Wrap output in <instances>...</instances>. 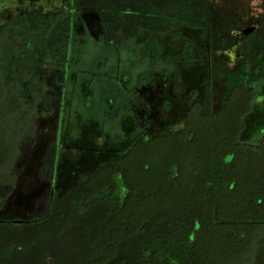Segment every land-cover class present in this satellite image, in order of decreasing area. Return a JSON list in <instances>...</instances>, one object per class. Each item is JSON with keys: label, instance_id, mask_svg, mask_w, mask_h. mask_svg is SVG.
<instances>
[{"label": "trees", "instance_id": "trees-1", "mask_svg": "<svg viewBox=\"0 0 264 264\" xmlns=\"http://www.w3.org/2000/svg\"><path fill=\"white\" fill-rule=\"evenodd\" d=\"M217 1L62 0L54 12L30 6L0 25V213L34 146L38 120L51 114L53 98L38 71L44 63L69 69L76 14L95 13L108 46L140 36L150 62L164 54L190 60L189 33H205L208 52L223 47L228 58L235 42L218 31ZM242 58L217 111L206 86L200 101L189 100L187 116L195 122L183 118L148 138L168 149L165 164L141 152L151 146L140 144L144 130L103 153L105 160L63 193L49 191L37 215L1 218L0 264H264V79L254 90L261 106L254 97L233 98L239 88L253 90L255 71L264 72V45ZM66 69L57 71V84H65ZM174 85L182 95L178 77ZM61 148H46L41 176L52 183ZM85 149L65 153L74 162Z\"/></svg>", "mask_w": 264, "mask_h": 264}, {"label": "rangeland", "instance_id": "rangeland-1", "mask_svg": "<svg viewBox=\"0 0 264 264\" xmlns=\"http://www.w3.org/2000/svg\"><path fill=\"white\" fill-rule=\"evenodd\" d=\"M61 2L0 0V25L8 23L30 6L54 12ZM260 3V0H218L213 12L218 31L230 43L237 42L239 50L233 48L228 58L223 55V47L210 53L205 46V33L199 37L189 33L193 55L188 61L172 59L164 54L158 61L150 62L140 36L108 46L101 39L97 15L89 11L76 14L68 45L69 69L61 65L55 70L51 64L44 63L38 71L43 76L45 89L53 98L51 114L38 120L34 146L23 162L22 173L0 213V219L37 215L49 191L58 195L63 193L75 178L86 177L105 160L107 156L103 153L122 149L144 130L146 139L140 144L151 146L143 147L141 152L144 151L151 161L162 162L163 159L165 164L168 149L160 150L161 146L152 145V141L147 143L148 138L165 134L170 125H177L183 118L195 122L193 116H187L189 100L200 101L206 86L212 95L213 111L221 107L236 83L232 68L242 57L253 55L260 45H264V13ZM249 18L255 24L245 26ZM250 26L257 31L247 37L229 35L231 29L240 32ZM250 61L252 56L248 65ZM65 69V84L59 85L56 73ZM176 77L185 86L182 95L174 93ZM253 79L250 84L253 90L244 92L239 88L233 93V98L244 101L249 96L254 97L252 104L261 106L262 99L256 98L254 93L263 83L264 72L255 71ZM256 99L260 101L256 102ZM53 143L62 148L57 154V169L52 183L48 176L41 175L43 167L48 166L45 162L46 148ZM78 147L88 151L80 154L79 160L70 161L65 149Z\"/></svg>", "mask_w": 264, "mask_h": 264}, {"label": "flooded vegetation", "instance_id": "flooded-vegetation-1", "mask_svg": "<svg viewBox=\"0 0 264 264\" xmlns=\"http://www.w3.org/2000/svg\"><path fill=\"white\" fill-rule=\"evenodd\" d=\"M251 27L255 28L254 26H250V27H248V28H251ZM243 30H245V29L243 28L240 32H239V31L234 32V33H233V36H234L235 38H236L238 35H239V36H242V37H245V36L242 35V31H243ZM255 31H257L256 28H255V30H254L251 34H253ZM251 34H250V35H251ZM233 47H234V49L237 48V47H238V43L235 42V43L233 44Z\"/></svg>", "mask_w": 264, "mask_h": 264}, {"label": "water", "instance_id": "water-1", "mask_svg": "<svg viewBox=\"0 0 264 264\" xmlns=\"http://www.w3.org/2000/svg\"><path fill=\"white\" fill-rule=\"evenodd\" d=\"M255 30V28L251 27V28H246L245 30L242 31V35L247 37L249 36L253 31Z\"/></svg>", "mask_w": 264, "mask_h": 264}]
</instances>
